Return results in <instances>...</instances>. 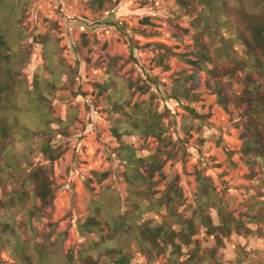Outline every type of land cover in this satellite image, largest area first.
<instances>
[{
    "label": "trees",
    "instance_id": "1",
    "mask_svg": "<svg viewBox=\"0 0 264 264\" xmlns=\"http://www.w3.org/2000/svg\"><path fill=\"white\" fill-rule=\"evenodd\" d=\"M87 1L92 7H100L104 2ZM175 1L180 13L173 22V36L181 40L192 30L193 50L176 53L160 42L145 45L157 50L155 63L163 69L168 68L166 58L177 55L195 71H203L217 103L228 113H231V104L240 109L237 118L242 124L240 153L242 161L250 169L247 176L251 178L256 175L253 171L255 164L264 167V0ZM12 13L9 11L7 17L0 21V188L7 186L10 179L19 184V189H15L8 199L0 198V210L17 206L18 211L26 216L31 236L21 239L13 227L15 220L0 221V247L12 243L18 246V256L10 264H21V261L27 264H58L60 258L56 251L63 236L51 240L53 223H49L48 230L35 228L31 221L32 218L41 220V216L50 213L46 209L51 211L53 208L55 192L49 169L44 165L25 169L24 161L32 152L30 138L36 134L41 135L37 149L50 162L55 161L63 151L60 144H53L56 140H53L51 123L67 124L50 115L43 99H47V94L63 82L67 71H56L52 67L59 60L57 54H44V62L35 69L32 81L27 83L21 70L28 64L29 52L22 46V35L17 26L13 28L15 21H12ZM184 17L188 18L187 27L176 22ZM142 21L148 23V17ZM234 43L242 45L240 53ZM116 60L117 57L112 56L102 64L109 80L97 82L96 87L99 94L104 93L106 97L111 133L120 141L117 157L124 166L122 177L126 183L129 207L122 208L116 190L103 186L94 197L93 188L87 184L89 213L82 220H77V231L85 240L77 258L72 252L64 254V264H102L105 257L113 264H128L133 249L141 252L148 262L163 255L162 264H208L216 259L215 252L224 246L225 240L232 235L246 237L254 233L249 227L251 223L264 224V198L251 195L246 210L235 216L216 191L211 178L201 171L196 174L197 187L192 203H185L177 176L162 190H156L157 182L153 176L160 172L165 162L161 154L166 153L169 157L171 148L158 147L151 154L137 157L135 148L123 142L121 136L136 132L143 137H155L166 147L172 144L165 135L168 128L166 115L153 104L154 92L147 101H132L136 91L143 94L148 90V83L123 78L121 86L116 84L113 78L117 75L111 70ZM44 73L50 74V77H45ZM225 79L237 81L241 84L240 90L229 93ZM187 81H192L188 88L184 86ZM173 82L177 86L170 90L168 97L180 103L181 97H187L195 87L192 73L183 72ZM22 91L26 105L23 114L31 121L30 124L35 125L34 129L19 120L23 108L19 104V93ZM194 99H197V94H194ZM31 108L33 113L29 114ZM188 110L191 118L203 120L202 114L193 108ZM39 123L44 126H39ZM226 155L230 159L231 151L226 150ZM140 167L144 170L140 171ZM93 173L98 181L107 175V172ZM258 180L264 186V171ZM181 207L190 209L188 217L183 215ZM211 208L216 210V223L209 214ZM150 211L159 219L156 216L144 217ZM201 229L205 236H212L213 246L201 248L198 238H194ZM256 231L259 233L261 229ZM92 234L95 236L91 237ZM59 235H65V232ZM38 239H42V244L37 243ZM30 247L32 250L28 253Z\"/></svg>",
    "mask_w": 264,
    "mask_h": 264
},
{
    "label": "rangeland",
    "instance_id": "2",
    "mask_svg": "<svg viewBox=\"0 0 264 264\" xmlns=\"http://www.w3.org/2000/svg\"><path fill=\"white\" fill-rule=\"evenodd\" d=\"M8 10L13 11V28L17 26V31L22 35V46L29 52L28 64L21 70L26 75L27 83L32 81L35 69L44 62V54H57L59 60L52 67L56 71H67L63 82L47 94V99H43L50 115L67 124L51 123L53 140H56L53 144H60L63 151L55 161L50 162L37 149L41 135L36 134L30 138L32 152L24 161L25 169L40 165L49 169L55 192L53 208L51 211L47 208L46 211L50 213L41 216V220L32 218L31 221L37 229L50 230L49 223H53L51 240L63 236L56 251L60 258L58 264H64L66 252H72L77 258L85 240L77 231V220H82L89 213L87 184L93 188L94 197L103 186L116 190L122 208L129 207L126 183L122 177L124 166L117 157L120 141L111 133L106 97L104 93L99 94L96 87L97 82L109 80L102 64L112 56L117 57L111 67L117 75L113 78L116 84L121 86L123 78L148 83V90L143 94L136 91L132 101H147L154 92L153 104L166 115L168 128L165 135L172 142L166 147L155 137H143L136 132L121 136L123 142L135 148L137 157L151 154L158 147L171 148L169 157H166V153L161 154L165 162L160 172L153 176L157 182L156 190H162L167 182L177 176L185 203H192L197 187L196 174L201 171L211 178L216 191L235 216L246 210L251 195L264 198V186L258 180L264 167L255 164L253 171L256 175L250 178L247 176L250 169L241 159L242 124L237 121L240 109L231 104V113H228L217 103L203 71H195L177 55L166 58L168 68L163 69L155 63L157 50L145 45L160 42L176 53L193 50L192 30L181 40L173 36V22L180 13L175 0H104L100 7H92L87 0H0V21L7 17ZM145 17H148V23L142 21ZM176 22L182 27L188 26L187 17ZM234 47L239 53L243 48L238 43H234ZM183 72L193 74L195 87L187 97H181L180 103L169 98L168 93L177 86L173 79ZM44 76L50 77V74L44 73ZM191 82L187 81L184 86L188 88ZM224 82L229 93L241 88V84L235 80L225 79ZM194 94H197V99H194ZM19 97V104L23 107L19 120L34 129L35 125L30 124L31 121L23 114L26 106L23 91ZM187 107L202 114L203 120L191 118ZM32 113L33 108L29 114ZM39 126L44 124L39 123ZM226 150L231 151L230 159ZM139 170L143 171L144 167ZM93 172H107V175L98 181ZM9 180L7 186L0 188L1 199L10 198L14 190L19 189L18 183ZM257 186H260L259 189ZM209 214L216 223V210L211 208ZM183 215L188 217L190 209H183ZM146 216L159 219L153 211L145 213ZM7 219L15 220L13 227L21 239L31 236L26 216L18 211L17 206L0 210V221ZM249 227L254 233L246 237L232 235L225 240L223 247L217 248L216 259L208 264H264V224L251 223ZM257 228L261 229L259 233ZM62 232L65 235H59ZM194 238H198L201 248L214 245L212 236H205L203 229ZM41 241L38 239L37 243L42 244ZM4 246L0 247V264H10L18 256V246L15 243ZM31 250L30 247L28 253ZM162 261L163 255H159L155 261L148 262L141 252L133 249L128 264H162ZM21 264L27 263L21 261ZM102 264L113 263L105 257Z\"/></svg>",
    "mask_w": 264,
    "mask_h": 264
}]
</instances>
